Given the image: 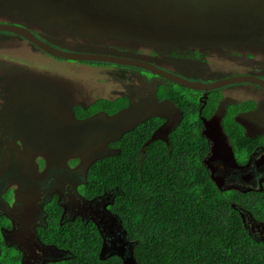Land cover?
Segmentation results:
<instances>
[{"label":"flooded vegetation","instance_id":"af4514ba","mask_svg":"<svg viewBox=\"0 0 264 264\" xmlns=\"http://www.w3.org/2000/svg\"><path fill=\"white\" fill-rule=\"evenodd\" d=\"M3 1L0 0V2ZM21 1H29L28 3L32 7L39 3L40 9L37 13H43L44 15L51 9L61 8L60 4L63 1L74 2V7H69V10L72 8H75V10L81 9L88 2V0ZM92 1L97 2L93 5L95 14H92L91 11L86 13L89 16L94 15L93 17L99 25L101 21H99L100 11L97 5L106 3L101 2V0ZM133 1L111 0L110 3L113 2V9H122L119 7L121 2L132 3ZM49 4L52 7H49ZM22 10L18 15V11L10 13L4 7H0V24L23 26L42 40L67 50L70 48L69 50L99 54H103L104 51L107 52L105 54L128 58L135 56L138 60L156 65L164 70L168 68L179 72L183 75L182 77L190 81L208 83L229 75H214L207 77L211 78V80H208L201 77L197 72H191L193 71L191 65L184 64L190 62L193 65L197 63L202 65L210 54L209 48L206 47H200L199 49L192 46L178 48L158 46L156 49L153 48L155 53L145 54L146 57L143 59L138 55L142 53L139 47L145 45L143 42L122 39L109 40L108 44H105L106 39L97 36L101 39V41H97L100 45L90 46L93 49L91 51H85L88 48L81 46H66L67 48H65L64 45L62 47L58 42L31 28L26 21L27 18L30 19L27 16L28 8L25 9L24 7ZM14 21L20 24L13 23ZM98 25H96V29L99 28ZM39 27L46 33H51L52 28H58V26L52 24L43 25L42 23L39 24ZM9 38L24 40L36 47L16 34L0 31L1 42ZM247 57L252 58L253 56L247 55ZM89 62L96 63L95 61ZM84 65L96 70L97 73L100 72L101 68H106L107 65L119 69L133 70L143 75L148 81L161 80V83L156 85V90L159 85L168 81L152 74H150L151 78H148L143 74L145 70L131 66L103 62H98V65L93 66ZM4 69L6 70L4 71ZM4 69L0 68V264H8L5 262L7 258L10 259V264H78L77 257L80 256V253L74 250L72 237L74 234H82L88 238L90 234L84 230L87 226L93 239L99 242L97 252L99 258H101L102 249H104L105 258L118 256L116 253L117 249L120 248L125 250L124 256L128 255L132 242L127 239L120 219L110 208L119 188L115 187L102 193L99 190L91 194L89 190L92 189L88 180L90 167L96 161L119 153L116 142L133 127L150 118L155 117L162 120L151 138L160 139L157 138L156 134L161 127L166 126V137L162 140H167L169 132L181 120L179 107L169 98H159L155 90L156 100L159 103L165 102L172 110L177 112L175 122L173 120V124L167 126L163 116L155 112L147 115L148 109H146L144 114L140 116V121L129 129H124L121 127L123 119L120 116L127 111L130 105V96L125 94L108 98L98 96L94 101L85 104L84 100H79L81 98L76 99L81 91L78 85L66 87L65 91H61L58 90L56 82L41 78L40 75L31 74L32 72L25 73L15 67H4ZM236 75L253 76L264 81V58L261 57V59L252 61L246 66L245 70L237 72ZM245 84L252 85L255 88L240 86L239 91L231 92L238 94L235 95L233 101L223 102L226 96L230 94L223 93L226 90L225 87ZM231 85L210 91L195 90L200 92L198 100L202 101V105L198 108V117L202 122L201 134L205 129L204 120L209 121L221 106L224 113L220 121L222 133L220 140L227 144L231 151L230 155L222 154L223 152L220 151L218 156H214L211 151L212 144L205 138L207 152L202 159V163L207 169L209 177L212 179L213 176L217 180V182H214L219 190L237 191L240 194L247 195L245 202L239 198L240 202L233 204V206L239 210L247 232L252 238L264 242V98L260 96L264 95V88L249 82ZM256 90H260L261 94L259 95L258 92L260 91ZM215 91L216 93L213 94ZM85 95L81 96L86 97ZM209 95L216 97L218 102L214 109L205 116L202 115V112L208 103ZM230 96L233 97V95ZM118 98L125 99L126 105L112 114L95 108V111L87 115L90 106L97 100L113 101ZM32 100L44 101L47 106L40 107L38 103L37 105L34 103L30 107L26 106L28 103L31 104ZM43 108L51 114L53 123L58 121L66 126L74 127L76 123L78 127H82L86 131L95 128V125H90V122L96 120L98 123L101 121V117L105 118L106 127L112 129L114 134L113 137H109L102 144L107 153L102 156L101 154H91L94 150L92 148L94 145L92 146L91 143H88L85 149L79 146L69 148L66 144L63 147H59L60 145L57 147L55 142L63 143V141H58V138L50 136L46 132L43 139L39 138L35 130L40 120L36 117L39 114L38 110H43ZM169 114V111L166 112V115ZM63 117H67L66 119L69 121L62 120ZM91 118L93 119L91 120ZM101 122L98 124L101 125ZM240 128L246 140L243 141L241 146H238L234 142L235 132L233 130L237 129L239 131ZM85 130L83 133L87 135L88 131ZM86 137L93 138V134ZM103 147H101V142L95 145V148L100 151ZM76 224H81L84 228L76 231L74 228ZM61 234H64V236H61Z\"/></svg>","mask_w":264,"mask_h":264},{"label":"rangeland","instance_id":"374dc122","mask_svg":"<svg viewBox=\"0 0 264 264\" xmlns=\"http://www.w3.org/2000/svg\"><path fill=\"white\" fill-rule=\"evenodd\" d=\"M110 1L101 0L106 4L97 5L100 11V26L96 24L97 20L93 17L94 15L89 16L86 13L91 11L92 14H95L93 5L97 2L92 0H88L86 6L78 10L75 8L69 10V7H74V2L63 1L60 4L61 8L49 9L50 11H47L45 15L37 13L40 9L39 3L32 7L28 3L29 1L4 0L0 2V7L9 10L10 13L18 11V15L24 7L28 8L27 16L30 19L27 18V24L36 32L58 42L62 47L64 45L65 48L81 46L88 48L85 51H91L93 49L90 46L100 45L97 41H101V39L97 36L106 39L105 44H108L109 40L122 39L143 42L145 45L139 47L142 53L138 54L143 59L146 57L145 54L155 53L153 48L156 49L158 46L209 48L210 54L202 65L184 63L191 65L193 70L191 72H197L208 80L211 78L207 77L214 75H236L237 72L245 70L252 61L264 58V0H134L132 3L121 2L119 7L122 9H113V2L110 3ZM49 7L52 6L49 4ZM118 18H125V23L120 22ZM13 23L20 24L16 21ZM40 23L43 25L52 24L58 28H52L51 33H46L39 27ZM58 23L60 25H56ZM96 25H98V29H96ZM54 46L57 47V45ZM105 53L107 52L103 51V54ZM247 55L253 57L248 58ZM133 58L137 59L135 56ZM84 64L93 66L98 65V62L79 61L76 63L56 60L24 40L9 38L0 41V68L2 69L15 67L25 73L32 72L31 74L40 75L41 78L56 82L58 90L61 91H65L66 87L78 85L82 92H79L76 99L81 98L79 100H84L85 104L94 101L98 96L105 98L121 94L130 96V105L127 111L120 116L123 119L121 127L124 129H129L140 121V116L146 109H148L147 115L155 112L164 117L167 126L173 124V120L178 115L177 112L165 102L159 103L154 96L156 85L161 83V80L148 81L138 72L108 65L97 73L96 70L86 67ZM165 69L183 76L179 72ZM143 74L151 78L150 73L143 71ZM240 86L255 88L248 84L225 87L226 90L223 93L230 94L223 102L233 101L235 95L238 94L231 92L237 91ZM258 94L260 95L261 91ZM230 95H233V99ZM260 96L264 98V95ZM32 101L26 106L30 107L34 103L35 105L38 103L40 107L47 106L44 101ZM168 111L170 114L166 115ZM38 112L36 118L40 120V123L35 131L39 138L43 139L46 132L48 135L58 138V141H63V143L55 142L57 147L58 145L63 147L66 144L69 148L79 146L85 149L87 144L91 143L92 146L94 145L91 154H101L102 156L107 153L102 144L114 134L112 129L106 127L105 118L101 117L102 122H98H101V125L96 120L90 122V125H95V128L88 129V133L85 135L83 133L85 129L78 127L76 123L75 127L66 126L64 123L63 125L58 121L53 123V118L47 110L43 108ZM66 118L63 117L62 120L69 121ZM165 127L158 130L157 138L164 139L166 137L167 129ZM92 134L93 138L86 137ZM100 142L103 147L101 151L95 148V145ZM9 261L8 258L5 260L10 264Z\"/></svg>","mask_w":264,"mask_h":264},{"label":"trees","instance_id":"16d2710c","mask_svg":"<svg viewBox=\"0 0 264 264\" xmlns=\"http://www.w3.org/2000/svg\"><path fill=\"white\" fill-rule=\"evenodd\" d=\"M199 94L168 81L159 85L156 95L179 107L180 122L167 140L151 138L162 122L155 117L125 133L116 142L119 153L90 167L89 191L119 188L110 208L132 242L137 264H264V242L252 238L233 206L247 195L219 190L202 163L207 142L198 117ZM207 101L205 116L218 102L213 95ZM125 105L123 98L97 100L87 115L95 108L112 114ZM233 132L241 146L246 140L241 128ZM84 230L88 238L72 237L78 264H123L118 256L99 258V242L88 226Z\"/></svg>","mask_w":264,"mask_h":264},{"label":"water","instance_id":"95a60500","mask_svg":"<svg viewBox=\"0 0 264 264\" xmlns=\"http://www.w3.org/2000/svg\"><path fill=\"white\" fill-rule=\"evenodd\" d=\"M17 4H20L17 2ZM120 22L126 20L125 18H118ZM117 21V20H116ZM97 24V23H96ZM0 31L9 32L12 34H16L17 36L24 38L29 43L33 44L40 50L44 51L48 55L64 59V60H70V61H95V62H103V63H111L116 65H122V66H131L135 68H139L142 70H145L149 72L152 75H157L159 77L164 78L165 80H168L172 83H175L179 86L185 87L187 89L191 90H200V91H210L213 89L221 88L227 85L231 84H238V83H254L258 84L261 87L264 88V81L248 75H234V76H228L224 77L222 79L214 80L212 82H201V81H190L182 76H179L177 74L171 73L167 70H164L156 65L147 63L145 61H141L134 58H128V57H121L116 55H110V54H99V53H88V52H82V51H70V50H64L60 47H55L54 45L42 40L41 38L37 37L35 34H33L29 29L14 25V24H0ZM223 109L220 106L216 113L213 115V117L209 121L204 120L205 129L202 131V135L212 144L211 145V151L214 156H218L220 151H222V154H231V151L227 144H225L223 141L220 140V137L222 136L221 128H220V121L223 116ZM216 127H214V126ZM213 181L217 182L215 178H213ZM132 244V243H131ZM121 260L123 261V264H137L134 255H133V245L130 246L129 254L125 255V250L123 248L117 249L116 253ZM101 258L104 257V249L101 251Z\"/></svg>","mask_w":264,"mask_h":264}]
</instances>
